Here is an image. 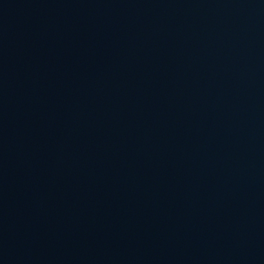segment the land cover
<instances>
[{"label": "water", "instance_id": "obj_1", "mask_svg": "<svg viewBox=\"0 0 264 264\" xmlns=\"http://www.w3.org/2000/svg\"><path fill=\"white\" fill-rule=\"evenodd\" d=\"M0 264H264V0H0Z\"/></svg>", "mask_w": 264, "mask_h": 264}]
</instances>
